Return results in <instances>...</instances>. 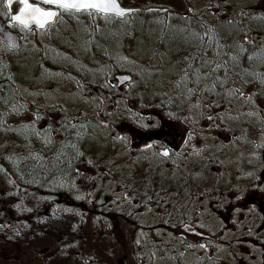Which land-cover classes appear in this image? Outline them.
<instances>
[{"label":"rangeland","instance_id":"374dc122","mask_svg":"<svg viewBox=\"0 0 264 264\" xmlns=\"http://www.w3.org/2000/svg\"><path fill=\"white\" fill-rule=\"evenodd\" d=\"M120 1L169 12L141 11L147 33L72 12L45 31L10 27L22 34L10 57L28 67V96L45 103L42 124L58 138L68 122H87L75 180L89 198L70 242L50 233L0 240V264H264V80H247L236 96L175 87L198 25L264 15V0ZM241 40L263 48L264 30ZM39 45L62 70H46ZM116 73L131 80L118 85ZM160 84L169 87L163 105L154 102ZM252 108L263 125L245 138L237 115Z\"/></svg>","mask_w":264,"mask_h":264},{"label":"trees","instance_id":"16d2710c","mask_svg":"<svg viewBox=\"0 0 264 264\" xmlns=\"http://www.w3.org/2000/svg\"><path fill=\"white\" fill-rule=\"evenodd\" d=\"M142 14L145 13L126 16L121 22L128 23L120 24L125 29L147 33V26L140 27L144 22ZM1 15L5 17L6 10L0 0ZM258 29L264 30L263 14L255 18L225 19L198 25L199 37L187 51L191 55L187 65L178 71L179 80L175 87L185 94L211 91L236 96L247 80H264V47L252 51L243 49L247 44L241 40L246 30ZM157 32L150 28V34ZM96 36L99 38V34ZM50 49L39 45L38 55L42 64L48 71L62 70L61 66L56 67L49 61L54 52ZM11 53L2 45L0 146L7 141H14L16 145L0 150V240L16 241L17 246L24 237L31 239L33 234L50 233L61 234L65 236L62 239L70 242L76 236L75 226L80 225L83 213L87 212L85 206L89 198L88 188L75 180L79 174L75 165L82 161L85 153L87 122H68L57 138L49 120L46 125L42 124L48 118L43 116L45 103L40 105L28 96L35 83L28 78L26 63L11 58ZM39 58L35 56L33 61L37 64ZM72 66L68 70L76 72ZM29 72L32 73V69L29 68ZM160 85L162 90L159 96L154 94V102L157 99L163 105L169 101L165 99L169 87ZM138 103H141L139 108H145L142 100ZM237 118L241 120L238 129L245 138L247 130L263 125V115L257 108L244 110Z\"/></svg>","mask_w":264,"mask_h":264},{"label":"water","instance_id":"95a60500","mask_svg":"<svg viewBox=\"0 0 264 264\" xmlns=\"http://www.w3.org/2000/svg\"><path fill=\"white\" fill-rule=\"evenodd\" d=\"M95 2H99V0H95ZM117 4L121 9L126 10L124 16H116L113 13H104L101 11H98L96 9H87V10H81V11H87V12H96L104 16H113L117 18H123L127 15H130L135 12H140V11H148V12H165L167 11V8L164 7H157V6H149V7H136V6H125L122 5L120 0H116ZM4 6L7 9L8 12V18H7V23L8 24H17L20 25L21 27L28 29V30H44L46 29L49 25L53 24L59 13H60V7L58 5H50V4H45L43 3V0H28L29 5L32 6V8H40L42 11H51L56 13L54 17L51 18L50 22L45 23L44 27H40L39 24L35 22L34 19H32V16H35L36 19H40L41 22H43L44 19L47 18H41L39 13H33L32 9L30 8H25V5L20 4L19 0H12L11 3L8 2V0H3ZM16 3L17 7L16 10L13 11L12 6L13 4ZM25 8V12L21 13L20 9ZM76 11L75 9H72ZM80 12V11H78ZM14 15H21L22 19H24L27 22V27L18 23L17 21L12 19V16ZM22 35L19 32H15L9 29V27L6 25V23L0 18V40L10 49L14 50L20 46V41H21ZM117 79V84L121 85L127 81L130 80V75L128 73H117L115 75Z\"/></svg>","mask_w":264,"mask_h":264},{"label":"snow or ice","instance_id":"6c2138e0","mask_svg":"<svg viewBox=\"0 0 264 264\" xmlns=\"http://www.w3.org/2000/svg\"><path fill=\"white\" fill-rule=\"evenodd\" d=\"M8 2L11 3L12 0H8ZM19 3L25 5V8L32 9L33 13H39L41 18H47L41 22L40 19H36L35 16H32V19H34L40 27H44V24L50 22L51 18L56 15V13L51 11H42L40 8H32V6L29 5L28 0H19ZM43 3L58 5L64 10L75 9L76 11H81L87 9H96L104 13H113L116 16L121 17L124 16L126 12V10L119 7L116 0H99V2H95V0H43ZM25 8H21L20 12L24 13ZM12 19L27 27V22L22 19L21 15H14L12 16ZM164 155H167V153L165 152Z\"/></svg>","mask_w":264,"mask_h":264},{"label":"flooded vegetation","instance_id":"af4514ba","mask_svg":"<svg viewBox=\"0 0 264 264\" xmlns=\"http://www.w3.org/2000/svg\"><path fill=\"white\" fill-rule=\"evenodd\" d=\"M16 6H17V5L15 4L14 7L16 8ZM14 7H13V8H14ZM62 12H66V11H64L63 9H61V10H60V14H61ZM7 17H8V16H7ZM4 21H5V20H4ZM13 26H16V25H10L9 27H13ZM17 27H19V26H17Z\"/></svg>","mask_w":264,"mask_h":264}]
</instances>
